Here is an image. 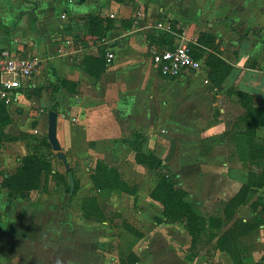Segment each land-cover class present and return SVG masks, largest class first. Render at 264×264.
<instances>
[{"label":"rangeland","instance_id":"obj_1","mask_svg":"<svg viewBox=\"0 0 264 264\" xmlns=\"http://www.w3.org/2000/svg\"><path fill=\"white\" fill-rule=\"evenodd\" d=\"M111 1L132 8L133 16L123 23L124 29L134 26L147 37V41L139 42L142 45L137 65L140 74L152 68L153 49L187 45L203 60H210V55H224L223 39L231 34L230 24L215 18L220 16L215 14L211 0H140V4L135 0ZM99 2L100 6L93 13L95 17L86 15L82 20L68 15L64 19L62 10L79 15L86 12L88 6L74 11L67 0L43 1L40 5L43 8L40 14L47 20H44V28L53 26L55 16L60 18V25L51 29L50 34L48 30L42 32L45 38L50 35L55 54L96 49L95 56L78 54L76 59L77 54L71 55L73 61H80L82 68L83 63L89 64V57L103 61L108 47L103 31L108 27L106 19L113 21L114 18L108 16L110 12L106 7L103 9V0ZM35 5L23 7L22 17L34 16ZM13 12V5L0 8V16L7 23ZM22 28V33L17 35L19 40H34V51L37 42H42L40 47H44V39L37 38L40 31L36 24L37 37L33 36L29 19ZM56 29L60 32L56 33ZM230 45L227 42V46ZM256 51L262 56L261 50ZM105 66L104 60L103 68ZM205 67L208 74L209 68ZM202 73L186 75L183 81L205 86ZM54 75L53 67L42 63L37 75L39 88L32 92L29 88L25 93L29 94L30 106L0 111V152L7 147L14 153L16 163L11 173L0 171V264H193L194 261L197 264H264V112L254 110L250 96L232 86L222 88L226 77L220 84L211 83L207 78L209 84L205 90L212 98L224 94L223 98L236 101L225 108L228 151L224 157L230 163L231 173L235 170L244 175V180L239 196L232 203H228L232 198H218L220 189L216 179L199 167L198 151H181L178 144L163 147L165 140L178 137L172 129L169 130L172 135L165 133L161 116L157 121L161 128L156 129L153 136L156 144L161 145L158 153L147 149L148 137L143 132L132 130L110 135L105 126L103 133L96 131L89 137L91 149L81 145L78 151L72 148L64 151L61 146L74 180V189L69 195L67 173L46 138L47 114L52 106L49 92L55 83ZM151 79L156 80V85L146 90L159 96L164 91L161 82L167 79L158 75ZM62 98L59 95V99ZM214 108L215 116L219 111ZM57 109V131L61 135L66 124L71 127L73 120L59 104ZM17 116L16 122L13 119ZM8 123L5 134L3 128ZM25 123H31L34 131L23 133L14 129L15 124L23 127ZM128 125L133 126L134 121H129ZM118 131L119 126L113 129L116 134ZM21 144L28 150L25 156L19 154ZM210 150L205 148L202 154L210 155ZM142 153L153 154L160 165L151 167L140 163L138 154ZM167 177L175 183L173 191L186 194L187 203H199L197 210L206 220L195 247L184 224L176 220L163 221V204L154 189ZM2 191L11 198L22 199L26 206L35 200L36 208L31 217L12 221L9 215L4 219ZM236 220L258 222L257 233L253 237L254 232L239 236ZM27 224L33 230H27ZM251 239L255 248L242 253V243L250 247Z\"/></svg>","mask_w":264,"mask_h":264},{"label":"crops","instance_id":"obj_2","mask_svg":"<svg viewBox=\"0 0 264 264\" xmlns=\"http://www.w3.org/2000/svg\"><path fill=\"white\" fill-rule=\"evenodd\" d=\"M43 1L54 0H0V8L10 5L15 7V12L11 14L9 23L0 16V50L17 53L23 57L40 59L39 69L31 78L30 92L39 88L37 75L42 69V63L50 64L53 67L55 83L49 92L50 101L55 102L57 108L59 104L60 109L67 110L70 120H73L71 127H68V123L66 124V128L61 131L63 134L60 132L61 135H59V130L57 131L59 144L63 146L64 151H69V148L78 151L82 149L81 145L91 149L89 137L96 131L103 133V126H105L107 127L106 133L110 135L125 134L132 130L143 132L148 137L147 149L150 152L158 153L161 145L156 144L153 136L156 134V129L161 128L160 123L157 122L161 116L163 118L161 122L165 124V133L168 132V136L172 135V131H169L172 129L174 135L178 137L176 140H172V138L165 140L163 147L167 148L172 144H178L181 151H198L199 167L205 170L210 178L216 179L217 187L220 189L218 198L224 200L233 198L243 184L244 175L235 170L231 173L230 163L224 157V153L228 151V147L225 145L226 119L228 118L225 115V108L233 106L236 101L234 98L231 101L228 97L223 98L224 94H221L223 96L217 95L218 98L214 99L212 94L205 90V86L209 84L205 65L199 72H188L180 78L163 77L151 63L152 53L165 49L161 48L151 51L150 64L152 68L144 73H138L139 47L142 46L139 42L147 41V37L143 32L138 33L140 29H136L134 26L131 29H124L123 23L133 16L130 6L125 3L103 0V9L106 7L109 10L107 11L110 12L108 16L114 18V25L103 36L105 40H108V47L104 50L105 69L98 78L91 77L79 65L80 61L71 59V55L77 54L76 59H78V54L82 56L88 53L95 56L96 49L92 48L90 51L71 50L68 53L55 54L54 50L52 51V44L49 42L51 38L49 34L51 29L54 30L60 25V18L56 19L55 16L53 26L48 25L44 28V20H47L40 14L43 11L40 6ZM67 1L74 11L85 6L88 8L86 12L79 15L62 10L64 14L61 17L64 19L68 15L71 18L82 20L86 15L93 14L101 4L97 3L98 0H81L79 3H73L72 0ZM135 2L138 4L140 0H135ZM211 3L215 14L220 16L215 18L227 20L231 31V34L228 35L229 40L223 39L224 55L221 57L231 66V69L221 87L232 86L251 97L253 108H264V0H211ZM34 4L37 6L34 10L36 19L33 14L29 15L32 17H22L24 15L23 7ZM28 19L33 28V36L37 37L35 35L36 24L40 31V36L37 38L44 39V47H40L42 42H37L35 51L32 48L34 47L33 39H30L33 41L29 42L28 39L26 41L17 38V35L21 34L23 30L21 25L27 23ZM47 30L49 34L45 38L42 32L45 33ZM56 31V33L60 32L57 29ZM227 42L231 44L230 47L227 46ZM144 45L147 46L146 43ZM258 49L262 51V56L256 53ZM108 53L112 55L109 62H107ZM200 73L203 74L202 79L205 86L200 87L197 83L183 81L186 75ZM155 75L167 79L161 82L164 91L159 96L146 90L153 84L156 85V80L151 79ZM205 79L208 83H204ZM63 83L69 85V88H66ZM65 89L69 91L65 92ZM59 95H62V100L59 99ZM28 98L29 94L24 95L18 104L5 109L14 110L13 108L29 107L31 103ZM156 105L159 107L156 108ZM214 106L219 111L215 116ZM18 117L13 120L17 122ZM131 120L134 121L133 126L128 125ZM9 124L3 128L5 134H7L6 128ZM118 126L119 131L116 134L113 129ZM14 129L22 130L23 133L34 131L31 123H25L23 127L15 124ZM4 144L7 143L4 142ZM205 148H211L212 154H202ZM19 154L21 156L28 154L27 148L22 144ZM13 155L12 151L4 147L0 152V171L11 173L16 168ZM1 195L5 209H3L4 219L9 215L12 217V221L25 220L24 217L28 219L36 208L35 200L29 201V205L26 206L22 199L11 198L6 191H2ZM246 215L250 214L247 212ZM26 229L33 230L30 224H27ZM193 264H197V262L194 261Z\"/></svg>","mask_w":264,"mask_h":264},{"label":"trees","instance_id":"obj_3","mask_svg":"<svg viewBox=\"0 0 264 264\" xmlns=\"http://www.w3.org/2000/svg\"><path fill=\"white\" fill-rule=\"evenodd\" d=\"M89 18L95 17L94 14H91L88 16ZM107 26L103 31V36L106 34L107 31L113 28V21L106 19ZM172 48V47H168ZM191 50V49H190ZM192 54L195 58H201L193 53ZM210 60H204V65L208 66L209 71L207 74V78L211 81V83L214 84H220L222 80L228 75L231 66L223 60L221 57L210 55ZM89 64L86 65L83 63L84 71L91 77L98 78L100 74L103 73V63L104 60H98L96 57H89ZM92 65V66H91ZM208 80V79H207ZM5 106H0V111L5 109ZM261 108H254V110L264 112V108L262 110H259ZM50 110L58 111L57 110V104L55 102L52 103V106ZM253 110V111H254ZM263 124V123H260ZM259 124V125H260ZM264 125V124H263ZM140 156L139 160L140 163H147L149 166H159L160 162L153 156V154L148 153L147 155H144L143 153ZM175 183L171 182L170 179L162 178L161 181L157 184V186L154 189V194L158 192L157 197L161 199V202L163 204V221L168 222L169 220L171 222L173 221H180L182 224H184L187 233L189 234L191 238V245L195 247L198 243V233L205 228L206 226V220L201 217V215L198 212L199 203H187L185 201L186 194L182 191H173V186ZM162 190L163 194L159 191ZM239 194L237 193L228 203H232ZM187 200V199H186ZM230 216V212L228 213ZM239 228L238 233L240 235H245L249 232H254L251 234L253 237L257 232L256 229L258 227V222H252V221H246L244 223L241 222V220H236ZM252 243V239H251ZM255 248V244L252 243L250 247L247 245H244L242 243V253L252 250Z\"/></svg>","mask_w":264,"mask_h":264},{"label":"built area","instance_id":"obj_4","mask_svg":"<svg viewBox=\"0 0 264 264\" xmlns=\"http://www.w3.org/2000/svg\"><path fill=\"white\" fill-rule=\"evenodd\" d=\"M112 17V16H111ZM112 55L107 54V62ZM40 59L23 57L17 53L0 50V106L9 108L17 104L32 88L31 78L40 66ZM151 63L157 72L166 78H180L188 72H199L204 66L202 58H195L187 45H178L154 51ZM204 83H208L205 79Z\"/></svg>","mask_w":264,"mask_h":264},{"label":"water","instance_id":"obj_5","mask_svg":"<svg viewBox=\"0 0 264 264\" xmlns=\"http://www.w3.org/2000/svg\"><path fill=\"white\" fill-rule=\"evenodd\" d=\"M57 121L58 114L56 111L50 110L47 114V129H46V138L51 147V149L55 152L56 158L62 162L63 167L67 173V179L69 182V190L68 194L72 195L74 189V180L73 176L70 172V166L66 161V157L64 152L61 150V146L59 144L57 138Z\"/></svg>","mask_w":264,"mask_h":264}]
</instances>
